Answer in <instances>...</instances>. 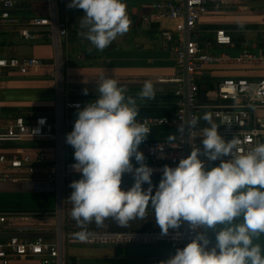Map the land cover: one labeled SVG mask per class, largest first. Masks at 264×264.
<instances>
[{"label":"clouds","instance_id":"obj_1","mask_svg":"<svg viewBox=\"0 0 264 264\" xmlns=\"http://www.w3.org/2000/svg\"><path fill=\"white\" fill-rule=\"evenodd\" d=\"M67 7L83 10L80 21L87 31L81 35L98 51L129 31L131 21L124 0H71ZM96 88L98 98L78 108L65 141L74 149L72 168L81 174L69 185L70 215L77 225L82 229L92 222L102 226L105 219L112 218L127 226L134 219H143L150 206L161 236L169 235L170 230L179 233L185 222L194 233L190 243L161 264H264L261 246L253 244L254 238L264 234V143L242 153L241 141L234 137L226 142L209 120L210 126L202 130L203 151L193 147L177 166L165 165L153 194L154 169L139 151L151 129L137 121L136 99L126 96V89L111 78L102 79ZM138 97L155 98L151 81L144 82ZM198 120L193 117L187 126L195 128ZM159 150L163 151L160 146ZM201 156L220 160V164L207 170ZM133 159L139 167H134ZM125 174L134 180L128 190L121 187ZM144 184L149 185L147 190ZM241 216L243 223L234 224ZM217 225L225 227L216 232L215 245H210L205 233ZM74 235L80 240L88 238L87 231Z\"/></svg>","mask_w":264,"mask_h":264},{"label":"crops","instance_id":"obj_2","mask_svg":"<svg viewBox=\"0 0 264 264\" xmlns=\"http://www.w3.org/2000/svg\"><path fill=\"white\" fill-rule=\"evenodd\" d=\"M15 1V7L11 13L18 20L27 21L49 15L47 0ZM162 1L166 0H124L127 6V15L131 21L129 31L118 36L103 51L96 50L81 35L87 31L81 26L80 21L84 12L82 9H69L67 7L69 0H60L59 2L55 0L54 9L58 27L67 31L65 37L58 39V54L57 46L55 47L53 39L48 38L47 32L42 33L43 36L36 42H26L21 39L16 41L14 37H11L17 38L15 30L0 31V34L7 37L2 41L0 48L3 51L2 54L9 55L7 58H37L47 64L27 76L4 73L0 77V107L2 109L0 117L32 118L41 115L58 118L57 121L61 125V137L58 142L40 141L39 143L45 144V148H26L33 152V157L43 161L44 169H50L58 155H61L63 162L75 163L74 149L65 141L66 135L73 130L78 108H67L66 103H77L80 105L79 109H82L87 103L98 98L99 93L96 87L104 78L114 79L119 87L126 89V96L136 99L139 107V114L136 118L138 122L147 118L174 116L176 112L174 86L160 83L159 79H168L175 75L174 42L166 37L167 33L175 36V22L166 19L157 20L151 8L153 4ZM246 12L253 16L243 15ZM245 17L249 19H244ZM245 24H253L252 26L257 27L247 29ZM231 26H239L240 28L237 30L242 31L239 33L243 38L241 47L246 43L251 45L257 43L259 37L255 31L264 27V0L245 2L239 9L233 8L223 11L219 15L204 16L198 21L197 29L198 34L201 35L206 33L208 28L225 29L224 27ZM248 33H254L256 37L248 39L246 38ZM260 47L257 45V48ZM89 48H92L91 52H89ZM3 49L9 51L5 52ZM238 51V49L231 50L229 53L236 55L239 53ZM56 58H58V66L53 67V61ZM245 69L251 68L205 67L200 81L211 83L214 89L216 83L223 79L247 78L253 75ZM145 81H151L154 86L155 98L152 100H140L138 97ZM84 89L88 90L87 95L83 94ZM208 96L206 97V93L201 92L200 101L207 103ZM204 117H208V112L200 114L198 120L200 128L206 127ZM170 135L174 137L173 131L169 128H154L146 140L141 143L139 151L143 153L147 166L151 167L147 156V145L152 141L173 142L174 138L170 139ZM132 163L134 167H139L134 159ZM80 178L81 174L68 178L62 186L63 197H70L71 194L67 193V189H71L70 183ZM151 180L153 194H155L161 177L153 173ZM133 183V176L125 174L122 177L121 187L123 190H128ZM142 187L147 190L149 185L144 184ZM58 198L54 185L44 180L25 184L0 183V214L29 217L17 220L16 224L31 227L28 234L20 236L23 238L41 236L47 242H53L58 224L57 217L54 218L58 211ZM65 212L67 213V210H64L63 216ZM154 215V211L149 206L144 222H134L127 226L133 227L134 230L141 227H155L151 224V217ZM127 226L120 228H130ZM108 227L109 225L105 226V229ZM13 233L14 230H7L0 225V240L6 239ZM69 247H76L68 251V258L72 264H161L172 254L169 247L164 244L130 247ZM62 254L64 262V248ZM0 264L3 263L0 261ZM7 264H39V261L36 259L11 260Z\"/></svg>","mask_w":264,"mask_h":264},{"label":"built area","instance_id":"obj_3","mask_svg":"<svg viewBox=\"0 0 264 264\" xmlns=\"http://www.w3.org/2000/svg\"><path fill=\"white\" fill-rule=\"evenodd\" d=\"M253 0H166L151 6L157 20H170L175 22L174 33L166 34L168 40L174 42L175 75L168 79H159L160 83L174 86L175 114L170 118H147L140 122L151 129L169 128L173 131V142L152 141L147 145V156L154 169V174L162 177L165 165L175 167L181 159L187 158L193 149L198 147L203 151V129L198 123L195 128H189L188 121L193 117L199 118L203 112H208L206 127L209 120L218 127L225 141L234 137L241 141V152H247L257 144L264 143V77L258 79H223L216 83L214 89L206 93L207 103L200 101L201 92L198 82L203 77V68L216 67H264V27L258 28L255 34L259 37L255 44H245L236 48L233 34L239 30L216 29L206 33L212 40L202 42L199 40L197 24L207 15H219L223 11L238 8L242 3ZM15 0H0V31L17 32L18 37L26 42H36L47 32L48 38L53 39L55 47L58 39L67 35L66 29L58 27L55 0H47L49 5L48 17H37L21 21L12 15ZM71 0H69V3ZM248 32V31H246ZM257 45L261 46L257 48ZM239 50L232 55L229 51ZM58 57V56H57ZM47 64L37 58H0V77L4 73H15L27 76L38 71ZM53 67L58 66V58L53 61ZM67 108H79L77 103H66ZM2 109L0 107V115ZM58 119V118H57ZM54 119L50 121L44 116L25 118L0 117V183L25 184L44 180L54 185L59 197L61 193V209L56 212L58 224L54 232L53 242H47L43 237H21L31 231L29 225H18L17 220L23 216L1 215L0 225L7 230H14L13 235L0 240V261L7 264L11 260L36 259L39 264H63L62 252L64 245L68 246H155L167 245L175 255L177 249L184 248L191 242L194 233L186 222L178 231L167 236H161L160 231L114 232L107 230L87 231L88 238L80 240L75 233L81 230L63 229V212L71 213L72 203L62 196V186L65 179L78 175L72 168L74 162H63L58 155L56 162L50 169H44L43 161L33 157L22 144L55 141L61 137V125ZM43 120L41 124L39 121ZM179 126L183 131H179ZM159 146L161 148L159 150ZM231 157H223L228 160ZM206 168L219 165L220 160L208 161L205 156ZM62 221V225H60ZM170 256V257H171Z\"/></svg>","mask_w":264,"mask_h":264},{"label":"trees","instance_id":"obj_4","mask_svg":"<svg viewBox=\"0 0 264 264\" xmlns=\"http://www.w3.org/2000/svg\"><path fill=\"white\" fill-rule=\"evenodd\" d=\"M57 1L59 2L60 0H57ZM256 27L257 26H250V25L245 26V28H247V29H253V28H256ZM216 28H218V27H215V29ZM224 28L226 30H228V29L237 30L240 27L239 26H231V27H224ZM215 29L214 28H208V31L209 30L210 31L211 30H215ZM232 36H233L235 47L236 48H240L243 38L240 36V34H233ZM199 40L202 41V42L210 41V40H212V36L210 34H208V33H204V34H201L199 36ZM198 85H199V88H200V92H203V93H207L208 91L213 89V85H211V83H209V82H203V81L201 82V81H199ZM5 118H14V117H5ZM48 119L50 121H54V117H51V118H48ZM22 146L24 148H27V149H43V148H45V144L44 143H39V142H32V143H28V144H22ZM68 192L71 194L72 189H67V193ZM145 219H146V217H144L143 219L137 218V219H134V220L130 221L129 224L130 223H134V222L135 223H142V222H144ZM151 224L155 225V227H141L140 229H135L134 230V229H132L133 227L127 226V227H130V228H126V229L123 228L122 229L120 227H124V226L119 225L112 218H107V219H105V221H104L102 226H97L95 222H92L90 224L85 225V227L82 229L80 226L77 225L76 221L71 218L70 213H66L65 212L64 216H63V229H64V231H69V230H81V231L107 230V231H133V232L134 231H157V230L160 231V229L157 227V225L155 223V215H154V217H151ZM108 225H109V227L105 229V226H108ZM181 227H182V225H181Z\"/></svg>","mask_w":264,"mask_h":264},{"label":"rangeland","instance_id":"obj_5","mask_svg":"<svg viewBox=\"0 0 264 264\" xmlns=\"http://www.w3.org/2000/svg\"><path fill=\"white\" fill-rule=\"evenodd\" d=\"M41 7V6H40ZM249 13H244L243 15H248ZM251 16H253V15H251ZM250 15H248L247 17H251ZM244 19H249V18H244ZM246 25V24H245ZM247 25H250V26H252L253 24H247ZM246 25V26H247ZM241 26H244V25H241ZM11 37H14V40H19L20 38H18V36H17V38L15 37V36H11ZM256 37V35L254 34V33H248V34H246V38H248V39H252V38H255ZM7 39V37L5 36V35H3V34H0V48L2 47L1 46V43H2V41L4 40V39ZM7 46L5 45V48H6ZM5 52H8L9 50L7 49H3ZM2 50L0 49V58H7V56H9V55H7V54H2ZM59 56V55H58ZM60 57V56H59ZM246 71H250V73H252L253 75H250L249 77H247L246 79H258V78H263L264 77V67H258V68H255V69H253V68H251V69H245ZM67 180H68V178L67 179H65V181H64V184H65V182H67ZM28 202V201H27ZM55 217H57V215H56V213H55V215H54V218ZM79 247H81V248H86V246H79ZM71 248H76V247H69V246H65L64 247V262H63V264H72L71 263V261L69 260V258H68V251H69V249H71ZM80 248V249H81Z\"/></svg>","mask_w":264,"mask_h":264},{"label":"water","instance_id":"obj_6","mask_svg":"<svg viewBox=\"0 0 264 264\" xmlns=\"http://www.w3.org/2000/svg\"><path fill=\"white\" fill-rule=\"evenodd\" d=\"M168 45H170V44H168ZM202 95H204V94H202ZM216 166H219V165H211V166H208L206 169L210 170L211 168L216 167ZM58 204H59V209H61V193L59 194ZM243 220H244V218H243V216H241V217L234 220V224L243 223ZM185 224H186V222L183 225H185ZM60 225H62V221H60ZM223 227H225V225H217V227L214 230L209 229L206 231L205 234L210 241V245H215V243H216V239H215L216 232L220 231ZM253 244L254 245L259 244L262 248V255H264V234H261L258 238H254Z\"/></svg>","mask_w":264,"mask_h":264}]
</instances>
